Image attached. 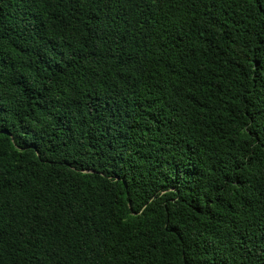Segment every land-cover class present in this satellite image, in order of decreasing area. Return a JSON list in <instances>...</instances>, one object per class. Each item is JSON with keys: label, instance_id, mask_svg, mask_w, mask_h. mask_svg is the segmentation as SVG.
I'll use <instances>...</instances> for the list:
<instances>
[{"label": "trees", "instance_id": "16d2710c", "mask_svg": "<svg viewBox=\"0 0 264 264\" xmlns=\"http://www.w3.org/2000/svg\"><path fill=\"white\" fill-rule=\"evenodd\" d=\"M0 264H264V0H0Z\"/></svg>", "mask_w": 264, "mask_h": 264}]
</instances>
